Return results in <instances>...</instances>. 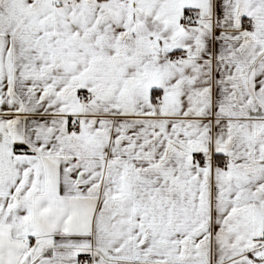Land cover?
I'll use <instances>...</instances> for the list:
<instances>
[{
	"label": "snow or ice",
	"instance_id": "6c2138e0",
	"mask_svg": "<svg viewBox=\"0 0 264 264\" xmlns=\"http://www.w3.org/2000/svg\"><path fill=\"white\" fill-rule=\"evenodd\" d=\"M0 264H264V0H0Z\"/></svg>",
	"mask_w": 264,
	"mask_h": 264
}]
</instances>
